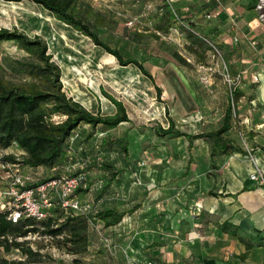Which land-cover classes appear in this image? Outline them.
<instances>
[{
  "label": "rangeland",
  "instance_id": "374dc122",
  "mask_svg": "<svg viewBox=\"0 0 264 264\" xmlns=\"http://www.w3.org/2000/svg\"><path fill=\"white\" fill-rule=\"evenodd\" d=\"M77 1L80 6L107 16L111 21L109 25L96 29L99 38L110 47L118 48L123 59L136 58L150 78L135 66H120L114 57L94 46L88 38L59 23L48 11L28 0L19 3L0 0V29H16L29 38H42L60 69L64 93L88 111H100L103 115L114 113L105 94L125 106L130 123L110 132H104L100 126H87L80 130L84 137L80 143L75 140L71 143L68 163L74 167L73 172L81 173L83 183L92 185V189L97 188L99 182L103 185L97 188L93 199L91 196L86 198L90 200L85 199L91 205L92 213L109 203L108 178L111 176H124L115 184L127 183L130 188L146 186L142 174L145 178L159 175L160 189L167 187L168 182L182 185L180 181L189 153H194L197 158L203 148H211V145L201 140L193 141L192 152H189L188 141L183 138L157 137L155 129L167 128L168 122L188 134L213 131L221 126L225 107L231 103V128L227 135L243 148L254 141L264 147L261 130L264 108L257 101L256 92L261 77H255L264 57V13H259L252 0H180L181 8L170 0V7L179 18L167 32L156 30L167 12V2L163 0ZM244 10L251 12L246 14ZM129 20L134 21L130 28L126 26ZM189 25L196 34L214 45L218 53L211 50L203 53L198 47L190 46L186 39ZM223 33L230 35L227 44L219 43L218 34L224 36ZM175 54L184 63L176 60ZM26 59V54L16 44L0 42V69L6 77H12L8 71L9 61ZM229 77L233 79V85L243 91L242 96L232 97ZM131 126L134 129L127 134L131 160L126 162L117 141ZM107 138L115 140L114 145L106 142ZM7 155L18 160L22 159L23 152L15 146L0 150V157L4 159ZM199 163V158L196 163L192 161L191 168L198 167ZM21 168L38 181L51 174L44 168ZM117 170L119 173L115 172ZM64 171L61 169V174ZM179 174L181 177L177 178ZM92 189L89 194L95 191ZM92 217L93 214L87 218V251L81 255L74 256L57 248L56 241L45 235L38 224L37 232L16 239L37 253L36 262H29L15 248L5 252L1 247L0 260L8 264H141L137 261L140 256L128 252L134 231L122 230L130 222L110 230ZM74 259L78 263H74ZM149 260L152 261L147 259V264H153Z\"/></svg>",
  "mask_w": 264,
  "mask_h": 264
},
{
  "label": "trees",
  "instance_id": "16d2710c",
  "mask_svg": "<svg viewBox=\"0 0 264 264\" xmlns=\"http://www.w3.org/2000/svg\"><path fill=\"white\" fill-rule=\"evenodd\" d=\"M3 2L19 3L23 0H2ZM44 10L59 23L69 27L76 33L88 38L94 46L101 48L105 53L116 59L120 66H135L143 75H150L145 71L142 63L134 57L123 59L118 48H112L103 42L96 33L97 28H105L111 22L104 13L93 11L90 7L80 6L77 0H28ZM167 2V0H163ZM257 8L258 0H252ZM167 12L156 27L158 32H167L177 20L175 11L171 9L169 3H165ZM264 13V7L258 10ZM186 39L190 46L198 47L203 53L211 50L207 40L194 32L193 26H188ZM0 42H12L17 48L23 51L26 60H11L8 64V71L11 78L5 76L0 69V150H7L13 145L23 152L22 159L13 156H5L4 160L19 164L20 167L28 169L44 168L51 171L49 178L59 176L61 169L72 167L68 163L69 150L73 140L78 139L79 127L87 125L91 128L102 127L104 132L116 130L120 125L130 123L125 106L109 95V99L114 107V113L103 115L100 111L95 113L88 111L80 103L68 97L64 91L60 80V69L52 60L48 53L46 42L40 37L29 38L24 33L16 29H0ZM179 62L184 61L177 54L174 55ZM160 94V91H159ZM242 96V92L235 88L232 97ZM232 104L227 103L221 126L210 132H200L188 134L175 128L172 122H168L167 128L157 127L155 134L157 137L171 139L185 138L188 142L203 140L210 143L212 154H241L248 155V152L256 148L264 151V147L251 143L250 151L245 150L236 141L224 137V134L231 128ZM134 129L133 126L127 129L124 136L117 141L122 156L126 162L131 160L128 151L127 134ZM81 134V133H80ZM81 136V135H80ZM106 142L114 145L115 140L107 138ZM75 171V170H73ZM119 173V171H116ZM82 175L81 173H72ZM83 176V175H82ZM117 176V175H115ZM112 177V176H111ZM115 177H112L114 179ZM85 188L78 189L75 193L82 201L84 196L90 192L92 185L84 183ZM96 185V183H93ZM97 188H102L99 182ZM95 187V189H97ZM138 205L130 208L118 209L116 207H104L92 213L104 228L118 225L126 215L134 213ZM93 212V210H92ZM43 229V233L51 237L56 242V246L68 254L77 256L85 253L88 246V219L87 217L73 213L65 214L59 208H54L49 212L47 218L40 222L30 219H21L16 223L7 220L6 215L0 213V247L5 252L12 248L29 260L36 262L37 253L31 248L25 247L23 243L17 242V238H24L29 233L37 232V225ZM227 223H223L220 228L222 232L229 233L236 237L235 231L226 228ZM245 244V253L238 259L244 261L247 253L252 248L242 238ZM1 264H8L5 260H0ZM74 263H78L74 259ZM60 264H66L61 262ZM264 264V263H263Z\"/></svg>",
  "mask_w": 264,
  "mask_h": 264
},
{
  "label": "crops",
  "instance_id": "0c3cea01",
  "mask_svg": "<svg viewBox=\"0 0 264 264\" xmlns=\"http://www.w3.org/2000/svg\"><path fill=\"white\" fill-rule=\"evenodd\" d=\"M172 1L181 8L178 2L180 0ZM248 12L251 11L244 10V13ZM256 32L257 30L254 33ZM218 36L219 43L229 42L227 38L230 35ZM262 59V67L255 77H261L256 92L257 101L264 108V57ZM262 119L264 123V113ZM85 127L87 125H81L79 129ZM261 130L264 135V127ZM227 133L228 131L224 137L230 138ZM82 136L83 134L79 133L77 144L84 138ZM192 142H188L189 152L193 149ZM245 150L250 151L247 147ZM251 152H248V155L212 154L210 146H207L203 148L202 154H198L200 163L194 168H191V163H196L197 158L194 153H189L183 178L180 179L182 185H172L168 182L167 187L161 189V180L157 174H152L150 178H145L142 174L141 178L146 186L131 188L127 183L116 186V181L124 176L118 174L114 179L109 177L111 191L109 203L104 207L122 210L138 205L134 213L126 215L118 224L130 222L122 230L127 228L130 230L128 232L134 231L132 242L129 244L130 255L134 253L140 256L141 259L137 261L141 264L149 263L147 259L150 258L152 261H149L153 264H263L264 151L256 148ZM248 156L253 159L250 160ZM254 172L261 174H258L257 180L250 179V174ZM180 174L177 178L181 177ZM93 189L95 191L87 193L84 200L88 196L93 199L92 196L97 190L95 187ZM100 200L104 202L102 198ZM92 220L97 218L92 217ZM223 223H227V230L235 231L237 236L222 232L220 226ZM114 227L107 229L113 230ZM239 238L252 245L244 261L238 259L245 253V244Z\"/></svg>",
  "mask_w": 264,
  "mask_h": 264
},
{
  "label": "built area",
  "instance_id": "2783aa9c",
  "mask_svg": "<svg viewBox=\"0 0 264 264\" xmlns=\"http://www.w3.org/2000/svg\"><path fill=\"white\" fill-rule=\"evenodd\" d=\"M167 2L171 6V1ZM262 7L264 0H258L256 9L260 10ZM174 16L176 20L179 18L176 13ZM133 25V20L126 23L129 28ZM208 44L213 53H218L214 45L209 42ZM233 82L229 77L231 95L232 86L236 88ZM64 170L59 176L41 182L31 173H24L19 164L5 161L0 157V213L5 214L7 220L13 223L23 218L35 222L43 221L54 208H59L65 214L73 213L89 218L92 214L91 205L75 195L78 189L85 188L83 176L73 175V166ZM258 174L261 176L258 172L250 174V179L257 180Z\"/></svg>",
  "mask_w": 264,
  "mask_h": 264
}]
</instances>
